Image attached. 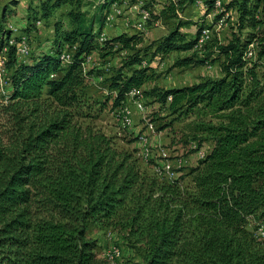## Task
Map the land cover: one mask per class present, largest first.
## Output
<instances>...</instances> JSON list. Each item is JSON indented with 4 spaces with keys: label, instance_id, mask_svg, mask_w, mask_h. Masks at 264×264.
Masks as SVG:
<instances>
[{
    "label": "trees",
    "instance_id": "obj_1",
    "mask_svg": "<svg viewBox=\"0 0 264 264\" xmlns=\"http://www.w3.org/2000/svg\"><path fill=\"white\" fill-rule=\"evenodd\" d=\"M47 1L56 8L66 0ZM116 1L104 0L103 12ZM216 2L204 0L207 14L217 11ZM185 3L168 0L163 15L176 18V6ZM223 5L230 14L236 11L237 21L231 41L216 45L215 54L205 52L208 44L196 50L205 24L188 39L179 23L158 48L192 51L180 67L223 60L221 77L147 92L173 113L195 117L188 128L196 152L212 144L205 158L172 181L146 173L137 150L82 121L90 118L82 112V87L94 73L85 71L84 57L98 49L104 58L116 45L129 49L142 35H120L97 48L93 31L85 32L61 78L51 80L65 61V40L54 41L57 57L19 64L18 43L11 45L2 14L0 52L7 49L12 93L8 125L0 128V264H109L89 236L98 226L127 228L145 264H264V238L258 235L264 224V0ZM41 7L48 18L49 5ZM252 44L253 63L245 55ZM148 79L145 69L117 76L111 85L118 92L116 108ZM187 178L191 186L183 187Z\"/></svg>",
    "mask_w": 264,
    "mask_h": 264
},
{
    "label": "rangeland",
    "instance_id": "obj_2",
    "mask_svg": "<svg viewBox=\"0 0 264 264\" xmlns=\"http://www.w3.org/2000/svg\"><path fill=\"white\" fill-rule=\"evenodd\" d=\"M167 1L118 0L103 12L104 0H66L56 8L52 7L54 2L50 3L47 0H0V17L5 14L6 27L11 30V45L18 43L20 48L31 50L27 57L17 55L19 64H29L32 57L46 54L57 57L54 41L56 37L65 40L62 55L65 61L61 65V70L51 75V80L61 78L80 46L85 32L93 31L92 44L97 48L102 47L101 39L105 37L111 40L120 35L125 37L142 35V40L138 44L130 45L129 49L116 45L113 53L104 58L100 57L98 49L84 57L85 71L94 73L86 79L82 87L83 100L87 105L82 112L84 116L90 117L82 121L102 130L108 136L117 138L121 147L130 151L137 150L136 156L148 174L156 175V165L164 161L169 162L176 174L175 178H168L172 181L184 174L180 170L195 167L201 160L195 151L197 148V142L193 139L195 134L188 128V124L195 120V117L173 113L168 105L164 106L156 98L148 97L147 92L153 88L166 90L192 86L208 78L221 77L220 63L223 60L222 58L218 59L220 62L212 60L205 66L180 67L178 66L180 60L191 57L192 51L162 53L158 48L179 23L185 24L180 30L187 34L188 39L195 38L199 25L205 24L202 33L206 31L209 39L202 47L197 46L196 50L201 51L208 44L205 52L215 54L216 45H227L231 41L237 14L227 12L220 21H217L216 15L222 14L220 10L206 15L200 7L186 0L183 9H180V4L176 6L177 17L168 18L162 12L163 8L168 6ZM220 1L223 5L230 0ZM43 2H46L51 10L48 18L43 16L41 7ZM146 11L150 12L149 19L144 15ZM190 22L191 25L187 26ZM56 28H59V31L56 32ZM69 54L71 57L67 58ZM255 61L257 62V59H251L252 63ZM7 64L8 56L5 49L0 52V128L8 125L5 107L11 102L12 93L10 82L12 70ZM142 69L147 71L149 79L142 88H138L139 92L133 95L136 96L137 103L145 107V111H137L129 101L128 95L117 108H128L130 105L132 110L129 111L131 119H134V126L124 124L122 128L119 123L122 121L116 115L115 102L118 92L111 85L120 74H131ZM261 71H264V60L261 63ZM205 119L210 120L209 117ZM141 137L148 140V147L154 155L151 160H146L142 154L145 146ZM211 148V143H206L203 147L206 153ZM160 150L167 153V158L159 156ZM180 161L183 164H179ZM181 185L191 186V179L183 180ZM128 231L127 228L104 229L98 226L90 229L89 236L98 242V253L101 258H106V252L111 247L112 250L118 249L121 253L116 264H145L141 245L136 243L135 238L128 237Z\"/></svg>",
    "mask_w": 264,
    "mask_h": 264
},
{
    "label": "built area",
    "instance_id": "obj_3",
    "mask_svg": "<svg viewBox=\"0 0 264 264\" xmlns=\"http://www.w3.org/2000/svg\"><path fill=\"white\" fill-rule=\"evenodd\" d=\"M116 12H118L115 9ZM227 10L224 9V12H226ZM144 15H147V18L149 19L150 17V12L146 11L144 13ZM225 26V25H224ZM140 27V24H139ZM141 28V27H140ZM144 30V28H141ZM200 39H209L207 37V33L205 35H199L197 42L200 43ZM103 40L107 41V37H105ZM252 49V59L256 58V45L252 44L251 46ZM31 50L30 48H20L17 45V55L19 57H27L28 54H30ZM71 57L70 54L67 58ZM129 101L132 102L133 107L140 112H144L145 111V107H141V103H137L136 101V96H134L133 94H129ZM171 98H169L170 101ZM126 110H132V108L129 107L128 108H117L116 110V115H123V122H119L121 127L124 128V124H131V127L134 126V119H126ZM141 141L143 143H148V140L146 137H141ZM143 156L146 158V160H151L153 159L154 155L152 154V150L148 147V151L147 152H142ZM159 156L163 157V158H167V153L164 150H160V154ZM198 156L200 159L205 158L206 156V152L201 150L198 152ZM179 164H183L182 161L179 162ZM155 174L158 178H175V172L172 168V165L167 162H161V164H157L155 167ZM258 235L264 238V224H262L258 230ZM107 253V261L109 262V264H116L117 260L121 257V253H115L112 251L111 247L109 248V250L106 252Z\"/></svg>",
    "mask_w": 264,
    "mask_h": 264
},
{
    "label": "bare ground",
    "instance_id": "obj_4",
    "mask_svg": "<svg viewBox=\"0 0 264 264\" xmlns=\"http://www.w3.org/2000/svg\"><path fill=\"white\" fill-rule=\"evenodd\" d=\"M216 7L218 8V9H221L222 8V4H221V2L218 0L217 2H216ZM222 13H225L224 12V10L222 11ZM225 15H226V13H225ZM223 20H225V19H223ZM207 32L206 31H204L201 35H205ZM207 37L209 38V36H208V33H207ZM104 38H102L101 39V42L103 43L105 40H103ZM207 39H200V43L198 42V46L199 47H202V45H203V43L206 41ZM251 46L252 45H250L249 46V48H248V50H247V52H246V58L248 59V60H250V59H252V49H251ZM135 93H137V91H135V90H133L132 92H131V94H135ZM118 116V118L123 122V115H117ZM126 119H131V115H130V111L129 110H126ZM128 125H131V124H128ZM142 144H144V146H145V148L143 149V152H147L148 151V143H142ZM113 252H115V253H120V251L118 250V249H113L112 250ZM106 260H107V254H106Z\"/></svg>",
    "mask_w": 264,
    "mask_h": 264
},
{
    "label": "crops",
    "instance_id": "obj_5",
    "mask_svg": "<svg viewBox=\"0 0 264 264\" xmlns=\"http://www.w3.org/2000/svg\"><path fill=\"white\" fill-rule=\"evenodd\" d=\"M173 1V0H172ZM171 1V2H172ZM218 1V0H217ZM220 1V0H219ZM230 1H232V0H230ZM230 1H228L227 3H229ZM168 2V1H167ZM174 3H176L175 1H173ZM178 2V1H177ZM221 2V1H220ZM192 3H194L197 7H200L201 8V10L203 11V14H204V12L206 13V15H209V14H207V8H206V6L204 5V0H195L194 2H192ZM227 3H224V4H227ZM222 4V3H221ZM184 7V6H183ZM164 9V8H163ZM183 9V8H182ZM216 9L217 10H220L221 11V13H222V11L225 9L224 7H223V5H222V8L221 9H218L217 7H216ZM205 10V11H204ZM163 11V10H162ZM182 13H183V10L181 11ZM231 12H233L232 14L234 15V14H237L236 13V11H231ZM177 13L179 14L180 12L179 11H177ZM226 14H227V11L225 12ZM180 17L182 18V19H184V17L183 16H181L180 15ZM190 25H191V22H190ZM197 83H199V82H197ZM174 88V87H173ZM179 88V87H178Z\"/></svg>",
    "mask_w": 264,
    "mask_h": 264
}]
</instances>
